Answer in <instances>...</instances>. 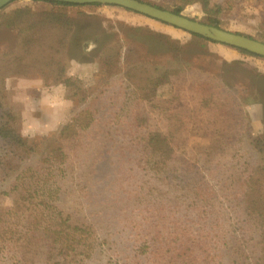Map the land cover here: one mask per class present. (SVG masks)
Returning a JSON list of instances; mask_svg holds the SVG:
<instances>
[{
  "label": "trees",
  "instance_id": "1",
  "mask_svg": "<svg viewBox=\"0 0 264 264\" xmlns=\"http://www.w3.org/2000/svg\"><path fill=\"white\" fill-rule=\"evenodd\" d=\"M197 1L220 28L237 2L148 3L185 15ZM9 4L0 9V37L10 34L14 46L0 52V86L12 67L35 66L86 102L28 161L0 88V264H264V136L240 125L245 105L264 109V56L185 30L177 38L143 19L83 20L88 32L76 45L87 60L90 41L102 43L104 77L81 96L63 51L82 17L115 6L178 27L112 4ZM139 35L178 60L147 58L134 47ZM128 53L138 60L126 61ZM241 76L254 83L250 97L234 92ZM163 84L173 88L169 99L157 97ZM162 116L167 136L155 127ZM205 134L200 162L184 164L183 135Z\"/></svg>",
  "mask_w": 264,
  "mask_h": 264
},
{
  "label": "rangeland",
  "instance_id": "2",
  "mask_svg": "<svg viewBox=\"0 0 264 264\" xmlns=\"http://www.w3.org/2000/svg\"><path fill=\"white\" fill-rule=\"evenodd\" d=\"M143 1L159 3L161 0ZM226 1L210 0L211 3L221 4ZM236 1L233 15L229 20L224 21V29L264 38V4H261L258 0ZM21 2H29V0H15L10 4L13 6L21 4ZM97 12L99 14L96 17L84 16L80 19L82 22L77 23L76 35H71L68 46L63 51V58L68 67L67 75L75 78V86L81 89V96H87L86 93L90 89H94L93 86H95L96 82L104 77L103 70H100L99 59V54L104 50L101 47L102 43H94L93 39L90 41V47L94 51L90 54L92 57L87 58V60L86 58L82 59L87 55L83 54L84 51L82 52L80 45H76L88 32L89 22L85 23V20H93L104 25H113L130 21L129 19H143L146 24L166 31L174 37L183 38L185 35L181 29L157 24L151 19H144L120 7L102 6ZM183 13L185 16L214 25L215 17L204 10L201 1L188 4L184 8ZM12 37H10V34L9 38L0 37V52L4 51L8 46L9 48L14 46V41L11 40ZM72 38L75 41L74 44L71 41ZM138 43H143L145 46L143 54L147 58L155 61L159 59L165 64L170 60H178L177 56L172 57V55L161 50L159 48L162 46L160 41L153 36L142 35V37L138 38ZM134 47L136 48L137 46L135 45ZM133 59L137 58L134 57L133 53H128L126 61L131 62ZM2 74L3 72L0 69V75ZM4 82L3 87L0 86V88L6 100V108L12 115L11 125L27 140L26 146L21 150V155L28 161H33L37 158L43 140L56 135L60 126L69 118L72 111L76 108L84 107L86 102L85 99V102L76 101V87L54 81L51 75L35 66L16 65L12 67ZM253 88L255 89V86L249 76H241L234 80V92L239 96L250 97L254 90ZM172 94L173 88L170 84H163L157 89L158 98L169 99ZM242 117L240 125L248 129L249 136L257 137L260 134L264 136L263 108L260 110V108L257 109V107L245 105ZM168 124L167 116L156 118L155 127L164 136L168 135ZM210 142L211 138L207 134L183 135L177 154L184 164L195 166L200 162V150L198 148L207 146ZM6 170L5 167H0V183L5 177Z\"/></svg>",
  "mask_w": 264,
  "mask_h": 264
},
{
  "label": "water",
  "instance_id": "3",
  "mask_svg": "<svg viewBox=\"0 0 264 264\" xmlns=\"http://www.w3.org/2000/svg\"><path fill=\"white\" fill-rule=\"evenodd\" d=\"M15 0H0V9ZM64 1L77 4L101 3L126 7L138 13L148 15L182 30L200 34L206 38L240 47L264 56V42L250 36L226 30L218 26L189 18L183 14L163 9L143 0H48Z\"/></svg>",
  "mask_w": 264,
  "mask_h": 264
},
{
  "label": "crops",
  "instance_id": "4",
  "mask_svg": "<svg viewBox=\"0 0 264 264\" xmlns=\"http://www.w3.org/2000/svg\"><path fill=\"white\" fill-rule=\"evenodd\" d=\"M157 24H159V23H157ZM165 32H166V31H165ZM166 33H167V32H166ZM139 37H142V35H139L138 38H139ZM136 46L138 47V49H139V48H142V50H145V46L143 45V43H137ZM159 48H160V47H159ZM254 108H255V107H254ZM263 119H264V117H263ZM263 125H264V124H263ZM263 131H264V128H263Z\"/></svg>",
  "mask_w": 264,
  "mask_h": 264
}]
</instances>
